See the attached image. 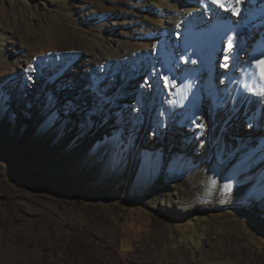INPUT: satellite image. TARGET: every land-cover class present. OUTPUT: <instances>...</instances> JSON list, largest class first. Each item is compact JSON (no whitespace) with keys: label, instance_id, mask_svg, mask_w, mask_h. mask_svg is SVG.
<instances>
[{"label":"rangeland","instance_id":"rangeland-1","mask_svg":"<svg viewBox=\"0 0 264 264\" xmlns=\"http://www.w3.org/2000/svg\"><path fill=\"white\" fill-rule=\"evenodd\" d=\"M145 1L149 21L126 27L145 37L121 40L109 33L131 13L124 0H0V81L18 91L0 104V264H264V181L254 183L264 143L258 151L251 133L220 122L234 108L194 76L201 64L176 78V54L160 51L185 29L157 21L161 4ZM128 40L140 53L122 61ZM161 58L166 74L152 76Z\"/></svg>","mask_w":264,"mask_h":264},{"label":"bare ground","instance_id":"bare-ground-1","mask_svg":"<svg viewBox=\"0 0 264 264\" xmlns=\"http://www.w3.org/2000/svg\"><path fill=\"white\" fill-rule=\"evenodd\" d=\"M78 1L84 2L85 0ZM156 1L158 4H161L163 12L155 13L154 11V17L156 16L157 21L167 23L172 28L175 27V25L179 26L182 24V29H185V35L182 40L177 38V36L172 35V38L168 37V41H172V48L169 50L167 49L166 52L160 51L161 54H166L169 62L171 60V54H176L177 58L175 61L181 66L180 75L176 78L181 80L187 77L189 73H191V68L193 66L201 64L202 67L196 74H194V76H204L203 80L208 82L210 87L209 93L212 92L213 101L226 100L228 101V106L234 108V111H230L229 113L222 111L219 117L220 122L224 121L226 123H233L235 128L238 126L239 130L245 131L248 134L251 133L249 136L254 137L252 143L253 146L260 151L264 143V138L262 137L264 132V96L259 94V89L264 81L261 80L260 69L256 67L255 61L258 59H264V0H242L240 4L233 3L232 7L227 9L220 8L218 5L213 4L212 0ZM180 3L186 4V7L182 5V13L179 12V8L181 7ZM167 4L171 5L172 9L167 10ZM124 5L127 9H131V13L129 10H124L122 12V17L118 16L116 20L120 21L121 25L119 28L113 26L109 33L110 36L114 38L116 35H119L121 40L124 37L130 39L132 37H145L147 33L146 31L139 30L137 34H132L126 27L128 24H131L133 28H137L143 17L148 18L149 21V18L152 15L150 14L151 3L146 2L145 0H124ZM232 8H238L239 14H235L232 11ZM191 11L199 12L201 21L200 26L202 29H199L197 21L193 23L190 14ZM225 15L227 16V20H224ZM176 19H179V22L176 23ZM143 21H145V18H143L142 22ZM139 28L140 27H138V29ZM192 29L196 31L197 35L191 36L188 34ZM239 32H241L240 37H238ZM260 33L262 34L259 36ZM233 34L235 35L233 48L229 50L227 48V38ZM149 35L151 36V31L147 34V36ZM222 40L227 41L223 59L221 58L220 52V43ZM129 41L130 40L126 41L125 46L122 48L123 50L121 49L122 51L116 50L119 55H122V61L130 58L135 60L140 53L135 44H132V41ZM188 42H193L194 47L192 49L187 46ZM189 54H193L196 57L198 54H204L207 58L204 62L200 60H192L189 58ZM225 56L228 57L227 61L224 59ZM106 58H109V56H106ZM121 60L118 58V61L116 62L117 68H120ZM79 62V67L85 66L88 68L95 63L90 56L81 57ZM162 63L163 59L161 58V60L158 61V64L153 66L154 71L152 76L157 68L161 69L162 73L164 72V74H166L165 67H163ZM225 64L228 66L225 67ZM219 67L220 70L222 68V71L218 72L217 70L219 69L217 68ZM130 68H132L135 73H139L137 65L134 67L130 66ZM114 72L116 73V71ZM155 79L157 86V76ZM83 82L79 80V83H81L80 87H82V84L84 85ZM131 89L134 88L132 87ZM52 90L55 94L59 95L60 88L58 86H53ZM17 92L18 91L13 85L8 84L7 80L0 81V104L2 102L1 100H7L9 104L15 103L18 98ZM153 92L154 91L151 93L153 94ZM151 98L152 97L147 98V105L149 107L152 105V109H154L158 103L157 95L154 98V103H152ZM47 111H49V108H47ZM17 113L19 115V126L25 131L26 128L23 124V122H25V113H22L20 109L17 110ZM252 114L256 117V120L254 121L248 119V116ZM38 117H42V115L39 114ZM40 121H43V119H40L38 122L40 123ZM240 125H243V127L240 128ZM12 126L13 120L7 118L5 120L2 139H6L12 135ZM33 128H35V126ZM135 152L136 149L133 148L129 158V166L134 164L133 155ZM127 177H129V174ZM258 181H264V168L263 170H259L254 183H257ZM262 187L264 188V182ZM121 196L122 198L125 197L123 194H121ZM250 203L255 209L259 208L256 201L251 200ZM245 213L248 216H252L250 210H245Z\"/></svg>","mask_w":264,"mask_h":264},{"label":"snow or ice","instance_id":"snow-or-ice-1","mask_svg":"<svg viewBox=\"0 0 264 264\" xmlns=\"http://www.w3.org/2000/svg\"><path fill=\"white\" fill-rule=\"evenodd\" d=\"M242 2V0H212V3L215 5H218L220 8H231L232 4H240ZM232 11L235 14H239V9L238 8H232ZM235 39V35L233 34L232 36H229L227 38L228 43H227V48L229 50H231L233 48V41ZM224 59L227 61L228 57L225 56ZM256 67L260 69V77L261 80L264 81V59H258L255 61ZM225 67H227L228 65L225 64ZM31 68V66H29ZM34 70V69H33ZM30 78V77H29ZM165 81H168L169 78L168 77H164ZM259 94L261 96H264V83L261 84L260 89H259ZM213 183H215V181H213ZM225 187H228V185H225Z\"/></svg>","mask_w":264,"mask_h":264}]
</instances>
